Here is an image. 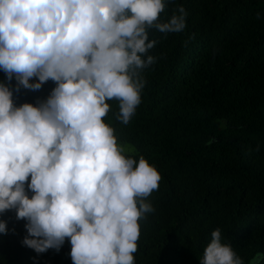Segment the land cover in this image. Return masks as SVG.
I'll use <instances>...</instances> for the list:
<instances>
[{"label":"clouds","instance_id":"obj_1","mask_svg":"<svg viewBox=\"0 0 264 264\" xmlns=\"http://www.w3.org/2000/svg\"><path fill=\"white\" fill-rule=\"evenodd\" d=\"M166 7V0H0L8 81H0V214L14 210L26 221L21 243L37 254L59 252L67 239L73 264H135L140 221L155 211L148 198L162 177L143 155L128 154L104 118L115 100V120L126 126L141 104L144 71L158 60L150 32L185 30L186 9L161 19ZM13 78L17 92L49 80L55 87L17 106ZM223 240L220 228L212 231L200 264H245Z\"/></svg>","mask_w":264,"mask_h":264},{"label":"trees","instance_id":"obj_2","mask_svg":"<svg viewBox=\"0 0 264 264\" xmlns=\"http://www.w3.org/2000/svg\"><path fill=\"white\" fill-rule=\"evenodd\" d=\"M166 2L161 19L182 5L185 30L150 32L158 60L144 71L141 104L126 126L115 120V100L104 118L128 154L143 155L162 177L148 198L155 211L140 221L135 264H200L216 228L249 264L264 254V0ZM0 81L8 83L2 70ZM15 86L13 78L19 106L47 98L55 82L36 91ZM0 219L8 228L0 264H73L67 239L59 252L37 254L21 243L25 220L14 210Z\"/></svg>","mask_w":264,"mask_h":264},{"label":"rangeland","instance_id":"obj_3","mask_svg":"<svg viewBox=\"0 0 264 264\" xmlns=\"http://www.w3.org/2000/svg\"><path fill=\"white\" fill-rule=\"evenodd\" d=\"M125 145V144H124Z\"/></svg>","mask_w":264,"mask_h":264}]
</instances>
